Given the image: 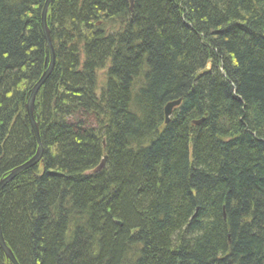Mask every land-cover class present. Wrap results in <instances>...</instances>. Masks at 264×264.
I'll return each mask as SVG.
<instances>
[{"label": "trees", "instance_id": "16d2710c", "mask_svg": "<svg viewBox=\"0 0 264 264\" xmlns=\"http://www.w3.org/2000/svg\"><path fill=\"white\" fill-rule=\"evenodd\" d=\"M44 1H0V178L35 154L21 90L43 72ZM56 4L48 19L78 35L76 50L86 39V58L57 51L36 102L44 174L30 183L28 167L0 192L19 263L264 264V0H136L133 19L127 0Z\"/></svg>", "mask_w": 264, "mask_h": 264}, {"label": "bare ground", "instance_id": "6f19581e", "mask_svg": "<svg viewBox=\"0 0 264 264\" xmlns=\"http://www.w3.org/2000/svg\"><path fill=\"white\" fill-rule=\"evenodd\" d=\"M1 3L2 0H0ZM58 0H45L42 4V11L40 13V19H41V28H42V34L43 37L41 36V51H40V55L37 56V61H34V66L32 67L33 70H37V71H42V74L40 72L39 75V79L32 85L31 83L29 84V82L27 83L26 81V85L24 86V84H22V93H25V97H26V104L27 105L30 101H32V111L31 113L28 112L27 107H26V114L29 118V122L32 128V131L34 133V138L36 139V149H35V154L33 157L38 156V159L36 161V163L34 165H31L29 168H33V172L27 175V179L30 180V183L33 180L38 181L42 175L44 174V167L42 165V159H43V155H44V146L42 144L41 141V129H40V121L39 118L37 116V112H36V102L39 99V94H40V90L41 87L44 85V82H42V77L48 72V70H54L55 68V64H56V60H57V56L56 53L57 51H64L67 50L69 54H74L76 53L78 56L79 61L84 62L86 55L84 53V48L83 45L86 44V39L82 38L81 39V50L77 49V44L79 42V37L78 35L72 31L71 29H67V28H59V24L54 23V25L50 22V20L48 19L49 16L53 15V11L54 8H58V5L56 4ZM127 12L129 13V17L130 19H133L136 16V0H127ZM181 19L182 22H184L185 24L189 25L192 29H195V23L191 22L190 20L186 19L183 17V14H181ZM4 22H9L10 20H6L4 19ZM57 31H56V28ZM118 27V24H117ZM111 28H115L113 30H116V27L114 25L111 26ZM108 30H110V28H108ZM66 34V35H64ZM81 51V52H80ZM217 52V51H216ZM217 56H221L220 53H215ZM210 59L208 60L207 63V67L206 69H210L212 68V60L213 57H209ZM223 58V57H222ZM221 58V59H222ZM220 59V60H221ZM111 60H108V62H110ZM221 62V61H219ZM109 68V63L105 68H101L99 70H97V75H98V83L99 85H102L106 78H107V70ZM221 71L223 70L222 67H220ZM223 75H225V72L222 73ZM177 100H180L181 102L183 101L182 97H178L174 100H170V101H166V105L164 106V123L167 124L170 122L171 117H172V113L174 108L172 109V111L170 112L169 116V120L167 121V116L165 113V108L167 107L168 103L171 102H175ZM15 108V107H13ZM17 109V108H16ZM18 109L20 111L23 110V107L21 105L18 106ZM244 110V109H242ZM242 110H239L237 113V119L240 120V122L242 123V128L244 129V131H252L253 132V128L250 126V123L248 122L249 120L246 119L248 117L244 116V113ZM242 111V112H241ZM206 119V116H202L201 118H197L191 121V125H200L202 124ZM75 120V118H74ZM84 122H87L86 124H88L91 127H98L99 121L92 117H84L83 118ZM76 121V120H75ZM105 122V124H107V121H105V118L103 120ZM67 124L70 125H74V123L72 122H67ZM52 124L51 123H47L45 125L46 128L51 129ZM82 129L83 130H88L87 125H82ZM237 129L239 130V128L237 127ZM241 132V131H240ZM228 136V141L233 139V137L230 134H227ZM236 136H239V131L236 132ZM106 159H107V155H104L100 162L96 165L95 168H93L91 171H95L98 172L100 171L106 163ZM26 163H28L27 161L15 168H13L12 170L7 171L6 173L3 174V176L0 178V184L1 182H3L5 180V184L3 185V187L0 189V192L9 184H11L12 182H14L16 179H18L19 174H21L22 172H24L25 170H27V168L25 170H23L21 173L19 174H15L14 170L16 168H19L23 165H25ZM38 165V166H37ZM28 168V169H29ZM0 170H1V166H0ZM39 182V181H38ZM38 182H35L34 185L36 187V190H38L40 188V185ZM21 185L23 184V182H19ZM68 205V204H67ZM220 210L222 212V217L223 220L225 222V224L230 225V217H229V213H228V209L226 208V205L224 203H220ZM243 215V214H242ZM258 226V224L255 225V223H253V229L256 228ZM2 227V226H1ZM73 231L72 229H70L69 233L71 234ZM2 234L3 237L5 239L6 234H4V231L2 230ZM71 236V235H70ZM228 240L229 242L231 241V236L230 234L228 235ZM6 241V240H5ZM6 244L8 245V243L6 242ZM74 247H77V244L75 242L72 243ZM8 247L10 248V246L8 245ZM4 257L2 258V264H14L11 261V257L1 248ZM10 250L12 251V254L14 255V258L16 259L17 263H19V260L17 259V256L14 254L13 250L10 248ZM79 250V249H77ZM77 251H75L76 253ZM73 254V253H72ZM78 256H82L80 253ZM97 256L99 255H90L89 257L93 258H97Z\"/></svg>", "mask_w": 264, "mask_h": 264}, {"label": "water", "instance_id": "95a60500", "mask_svg": "<svg viewBox=\"0 0 264 264\" xmlns=\"http://www.w3.org/2000/svg\"><path fill=\"white\" fill-rule=\"evenodd\" d=\"M51 72H52V70H48V72L42 77V82H44L47 79V77L50 75ZM180 103H181V101L180 100H177L175 102H171V103H168L167 104V107L165 108V113H166V116H167V121L169 120V116L168 115L170 114V112L172 111V109L175 108L176 106H178ZM26 107H27L28 112L31 113V111H32V101H30L26 105ZM37 159H38V156L33 157L25 165H23V166H21L19 168H16L14 170V173L15 174L21 173L27 167H30L31 165H34L36 163ZM4 184H5V180L3 182H1L0 189L3 187ZM0 247L11 257V261L14 264H18L17 261H16V259L14 258V255L12 254V251L10 250V248L8 247V245L6 244V241H5L4 237H3L1 223H0Z\"/></svg>", "mask_w": 264, "mask_h": 264}, {"label": "rangeland", "instance_id": "374dc122", "mask_svg": "<svg viewBox=\"0 0 264 264\" xmlns=\"http://www.w3.org/2000/svg\"><path fill=\"white\" fill-rule=\"evenodd\" d=\"M103 85H104V83H103L102 85H99V86L102 87ZM32 158H33V157H32ZM32 158H31V159H32ZM29 160H30V159H29ZM29 160H28V161H29ZM28 161H27V162H28Z\"/></svg>", "mask_w": 264, "mask_h": 264}]
</instances>
